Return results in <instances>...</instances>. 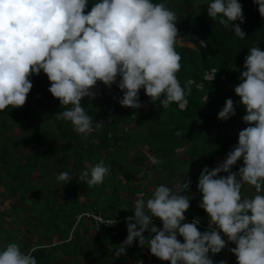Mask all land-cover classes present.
Returning <instances> with one entry per match:
<instances>
[{"label":"clouds","instance_id":"9594fccd","mask_svg":"<svg viewBox=\"0 0 264 264\" xmlns=\"http://www.w3.org/2000/svg\"><path fill=\"white\" fill-rule=\"evenodd\" d=\"M253 3L264 18V0ZM206 11L213 21L218 19L219 24L234 31L235 36L246 37L240 26L245 18L239 0H211ZM176 22V13L166 2L152 0H96L95 3L0 0V112L9 106L12 109L24 106L33 88L30 77L41 72L50 82L48 91L64 109L55 113L56 119L70 122L73 131L85 139L93 132V118L81 101L98 95L95 91L98 82L109 90L116 84L122 98L114 99L124 107H147L149 102L140 100L143 89L151 103L159 101L164 109L176 103L184 110L193 82L186 81L182 87L176 75L182 59L176 51L180 39ZM238 78L240 82L234 92L239 100L226 99L217 118L227 121L242 105L245 114L241 120L246 127L239 130L237 143L223 160L212 168L204 166L198 177L197 189L202 194L198 207L208 216V228L201 231L197 227L199 222H184L191 207L192 196L187 195L191 191L190 178H185L175 190L160 184L147 199L140 194L135 200L133 215L125 218L127 236L115 252L116 257L126 255V249L138 240V246L147 247L160 261L214 264L212 256L231 243L235 247L229 251L234 254L236 264H264V50L261 47L249 48ZM95 123L98 128L104 121ZM149 160L152 165L161 163L152 155ZM241 160L242 166L233 171ZM109 175L110 166L101 160L86 167L79 180L91 188L103 184ZM71 179L67 172L56 176L63 185ZM245 185L254 188L256 194L242 198ZM84 216L109 226L117 222L103 220L90 212L78 216L77 222ZM157 219L162 227L155 223ZM35 251L31 248L24 252L18 243H8L0 249V264H37L32 254Z\"/></svg>","mask_w":264,"mask_h":264},{"label":"trees","instance_id":"16d2710c","mask_svg":"<svg viewBox=\"0 0 264 264\" xmlns=\"http://www.w3.org/2000/svg\"><path fill=\"white\" fill-rule=\"evenodd\" d=\"M96 0H89L95 3ZM153 3L166 2L167 6L175 11L178 28V35L182 42H191L195 47L177 43L176 51L181 55V69L176 74L181 86L191 80V94L186 97L188 104L181 110L178 104L173 103L167 109L157 101L150 102V98L140 90L141 102L149 100L147 108L132 109L121 106L118 99L122 98L121 91L113 84L111 90L100 83L99 89H95L98 95L94 99L84 98L81 106L87 114L93 118V132L85 139L73 131L70 122L57 120V112L64 109L60 106L58 99L54 98L48 91L50 82L46 75L30 77L33 88L28 94L23 109L11 106L0 112V129H5L8 120L18 121L22 114L27 116L29 109L37 106V112H45L51 120L53 127L45 131L33 129L31 124H26V131L33 135V140L26 142L27 147L32 148L35 144L39 146L32 149L28 154L21 151L6 138L0 146V166L4 170V176L9 179L10 188L8 196H15L19 189V209L23 213L31 212L30 221L34 226L28 228L29 232H36V229L45 225L46 221L54 228L52 234L44 233L42 237L50 242L54 233L63 234L62 241L52 247L49 252L60 249L66 256L88 257V250L84 248L87 241L86 231L95 228L92 224L88 226L82 219L77 222V215L93 212L104 219L116 220L114 225H101L102 235L106 233L111 240H125L127 228L125 218L133 215L131 201L120 199V191L128 187L121 184L119 177L131 180L136 172L140 170L149 171L156 168L148 162L149 155L143 150L148 148L149 154L161 160L160 169H167L171 164L182 165L190 178L191 191L187 192L191 207L186 212V222H199L197 227L204 231L208 227L206 212L198 207V200L194 194L198 193L197 183L200 170H196L202 159L209 168L216 166L223 160L225 154L230 151L238 141L239 130L246 127L241 117L245 114L243 106L236 108V114L227 121L217 118L218 112L222 109L226 99L231 98L238 101L239 97L234 92V87L240 82L239 75L243 70L244 58L253 46L261 47L264 50V18L258 12V6L253 0H239L243 6L244 22L240 24L246 37L240 39L234 35V31L228 30L219 24L218 19L213 21L207 15V7L211 0H152ZM91 4L89 5L90 10ZM234 23H240L235 21ZM195 38L197 40H195ZM203 44H207L203 47ZM214 76V79H212ZM208 100L206 102V97ZM45 105H52L50 110H45ZM71 107V106H69ZM104 121L101 127L95 122ZM215 128L211 133L210 129ZM181 135L177 136L176 133ZM59 139L64 144H58ZM184 147L185 158L174 160L173 157L178 149ZM110 150V151H108ZM107 151V153H105ZM130 151V160H128ZM17 156L22 157L24 162H18ZM103 160L106 166H110V175L106 176L103 184L96 187H88L86 183L79 180L80 174L86 169ZM71 164V165H70ZM243 162L238 161L233 171L242 166ZM47 165L56 167L60 172H67L71 179L68 183L75 191L85 188L82 193L88 201L79 202L78 192L72 191V198L69 205H60L53 202L49 204L52 195V187L41 182L36 186L31 179V171L38 170L46 174ZM169 172V169L167 170ZM220 175H227L221 173ZM183 183V182H182ZM181 183V184H182ZM180 184V185H181ZM111 187V198L100 205L97 198L89 202L90 194L97 188ZM44 186V187H43ZM45 188V189H44ZM247 185L242 188L241 194L246 190ZM134 191H138L135 188ZM32 192L33 196L28 194ZM122 208H128L125 211ZM68 209V213H67ZM5 211H0V249L2 248V233L6 232L3 227ZM61 216L60 223L55 218ZM90 220L93 221L89 217ZM159 221L158 219L155 220ZM115 222V221H114ZM73 229V230H72ZM27 231V232H28ZM48 229H46V232ZM70 233L73 237L69 240ZM183 242V238L178 236ZM32 241V237H28ZM67 241V242H66ZM29 246L24 244L22 251L28 248H35L32 254L38 263L48 262L47 247L43 243L36 242ZM51 243V242H50ZM230 246L235 247V244ZM220 260L228 258L225 251H221ZM218 254L212 259L216 258ZM156 258L150 254L147 247L138 246V240L126 249V255L118 257V264H145L148 259ZM213 259V260H214ZM215 260L216 262L220 261ZM229 260V259H227ZM92 264H111L99 261H92Z\"/></svg>","mask_w":264,"mask_h":264},{"label":"rangeland","instance_id":"374dc122","mask_svg":"<svg viewBox=\"0 0 264 264\" xmlns=\"http://www.w3.org/2000/svg\"><path fill=\"white\" fill-rule=\"evenodd\" d=\"M178 38L180 36L178 35ZM195 40H197L195 38ZM178 43L181 45H187L190 47H195L194 43L191 42H182L181 39L178 40ZM100 83L97 84L96 89H99ZM146 102H149L147 100ZM150 103H148L149 106ZM147 106V107H148ZM45 110H50L52 105H45ZM145 107V108H147ZM21 110L22 107H19ZM38 107L34 106L33 108L29 109V113L27 116L21 114L20 119L18 121H12L8 120L5 124V129H0V146L2 142L6 138H10V140L15 144L17 147H22L21 151L25 154H28L32 149L38 147V144H35L32 146V148L27 147L26 142L28 140H33V135L31 133H28L26 131V124H31L32 128L38 129L39 131H45L47 129H51L53 127L51 120L46 116L45 112H37ZM211 133L215 132V128L210 129ZM58 144H64L65 142L56 139ZM148 155L149 150L148 148L143 149ZM110 151V150H108ZM134 151H130L128 160H130V154ZM107 153V151H105ZM186 154L184 151V147L181 149H178L175 153V156L173 157L174 160H180L182 158H185ZM18 162L23 163L24 159L22 157L17 156ZM148 162L150 160L148 159ZM205 159H202L200 163L197 166L196 170H200L205 165ZM71 165V164H70ZM169 169V172L167 170ZM46 174L43 175L40 173L37 169L34 171H31L30 176L33 180L34 185L40 186L41 182L45 183L46 185H50L52 187V195L54 197H51L49 204L52 205L53 202H56L60 205H69L72 198V191L78 192L77 199L79 202H85L88 199L82 195V193L86 190L85 188H81L78 191H75L74 188L69 185V183L63 185L61 182H57L56 176L60 173V170L56 167L47 165L45 167ZM186 170L182 165L178 164H171L167 167V169H160V165H157L155 169L149 170V171H143L140 170L139 172H136L135 176L128 180L123 176L119 177L121 179V184H126L128 187L120 191V199L122 200H128L131 201L133 204H131V207H134L135 200L140 194H144L145 199H147L151 193L154 191L155 187L160 184H165L169 187H172L173 190L176 189L182 182H184L186 177ZM74 179L75 176H72ZM76 179V178H75ZM9 179L4 176V170L1 169L0 166V211L4 210L6 213L3 217V227L6 230V232L2 233V248L3 246L7 245L8 243L16 242L21 247L24 246V244H29V246L36 244L35 241L43 243L47 247L48 252V262L38 263V264H92V261H99L100 259H103L104 262H110L111 264H118L119 262L118 257L115 256V252L120 248V244L124 240H111V236L109 234L102 235V231H96L95 228H91L88 231H86L87 234V241L84 243V248L88 250V257H80V256H71L68 257L64 252H62L60 249H56L52 252H49V250L58 245L62 240L63 234L54 233L53 237L50 239V242L48 240H45L42 235L44 233L52 234L54 231V228L49 224V222L46 221L45 225L40 226L36 229V232H29L28 228H31L34 226L33 220L30 221L31 212L23 213L19 209V194L21 193V189L18 190L17 194L15 196H8L9 194ZM44 187V186H43ZM135 188L138 189V191H134ZM45 189V188H44ZM255 190L254 188H251L247 186L246 190L241 194L243 197H251L254 196ZM201 193H195L193 196L198 202L201 199ZM29 197H32L33 194L30 192L28 194ZM111 187L107 185L105 188H97L95 192L90 194V200L94 201L96 198L99 201L100 205L106 200V198H111ZM68 213V209H67ZM93 213V212H90ZM95 214V213H93ZM97 217L100 216L99 214H95ZM79 215H77L78 217ZM185 216L187 217V214L185 213ZM101 217V216H100ZM103 218V217H102ZM61 216L55 218V222L60 223ZM77 219V218H76ZM84 222L88 224V226H91L92 224L96 227V223L89 219L88 216H84L81 218ZM92 219V218H91ZM115 220L111 219V222H114ZM207 224L206 227H208V216H207ZM186 222V221H184ZM193 222V221H190ZM157 226L162 227V223L160 221L155 222ZM46 229L48 231L46 232ZM73 230V229H72ZM28 231V232H27ZM144 235L147 237L148 233L145 232ZM28 237H32V241L28 240ZM69 237H73L72 233H70ZM227 239L226 237H224ZM1 248V249H2ZM28 249L25 251L27 252L30 247H27ZM229 248H232L230 244L228 247H226L224 250L225 255H228V258L223 259L226 261V264H236V258L234 254H232L229 251ZM222 252L216 256V258L213 260H220ZM211 255V254H210ZM215 256V255H214ZM213 256V257H214ZM229 259V260H227ZM130 264L135 263L133 259L129 260ZM145 264H170V262L167 261H160L158 258H150Z\"/></svg>","mask_w":264,"mask_h":264},{"label":"built area","instance_id":"2783aa9c","mask_svg":"<svg viewBox=\"0 0 264 264\" xmlns=\"http://www.w3.org/2000/svg\"><path fill=\"white\" fill-rule=\"evenodd\" d=\"M79 216H81V214L79 215ZM94 216H96L95 214H94ZM97 217V216H96ZM99 218H101V219H103V220H106V221H110V220H107V219H104V218H102V217H100V216H98ZM91 218V217H90ZM93 219V218H92ZM81 220V219H80ZM79 220V221H80ZM93 221L96 223V227H95V229H96V231H100V227H101V225H106V224H104V223H101L100 224V222H99V220H97V219H93Z\"/></svg>","mask_w":264,"mask_h":264}]
</instances>
